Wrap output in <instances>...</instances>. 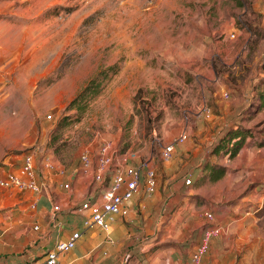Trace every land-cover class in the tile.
Instances as JSON below:
<instances>
[{
	"label": "rangeland",
	"instance_id": "374dc122",
	"mask_svg": "<svg viewBox=\"0 0 264 264\" xmlns=\"http://www.w3.org/2000/svg\"><path fill=\"white\" fill-rule=\"evenodd\" d=\"M98 73L87 105L67 109ZM261 93L264 0H0V165L36 153L83 170L82 155L96 164L108 144L114 161L148 162L162 194L180 180L193 187L186 179L198 163L231 166L235 186L195 188L198 206L214 216L223 205L256 210L264 235L262 197L238 169L264 147ZM228 128L246 133L233 156V141H221ZM182 135L169 169L162 150ZM249 221L218 242L247 245Z\"/></svg>",
	"mask_w": 264,
	"mask_h": 264
},
{
	"label": "crops",
	"instance_id": "0c3cea01",
	"mask_svg": "<svg viewBox=\"0 0 264 264\" xmlns=\"http://www.w3.org/2000/svg\"><path fill=\"white\" fill-rule=\"evenodd\" d=\"M226 118L223 114L220 117L224 121L219 133L227 129ZM207 145L211 146V143ZM263 150L264 147L259 148L256 153H252L255 155H251L249 161L238 166L241 169L239 174L243 175L247 170L251 195H261L262 198H258L256 203L259 207L264 205V192L260 193V189H264ZM37 155L35 153L37 180L44 185L41 193L0 186V264L41 261L58 241L68 239L75 230H80L82 236L74 249L60 255L59 264H192L193 255L203 240L206 228L220 226L222 232L227 229L225 231L228 233L235 222H246L247 219L252 225L243 226L245 234L249 236L247 245L224 246L216 236L217 239H212L200 264H264V235H261V227L257 229L254 225L261 220L256 210L243 211L240 210L242 207L223 205L222 208L218 207L221 211L210 221L205 218L209 208L202 204L198 206L199 195L195 188L220 181L235 186L237 178L231 166H227L229 170L222 178L210 181L204 177L215 163L210 167L198 163L187 176L193 187L185 186V181L180 180L169 194H162L161 181L158 189L151 194L143 186L140 187L128 202L129 213L119 215L110 230L104 231L84 227L83 216L86 212H81L79 207L86 197L91 196L100 201L101 190L111 183L112 173L109 172L106 181L101 184L95 181L93 175L97 163L89 170H82L77 165L65 166L51 156L42 160ZM23 158L19 155L5 158L0 165V177L8 171L17 170ZM123 162L129 166H141L138 160L129 156H125ZM164 162L170 169V161ZM151 165L157 168L159 176L158 163L153 162ZM57 204L61 207L59 211L54 210ZM231 216L233 220L228 222ZM225 224L227 228H224ZM240 239L244 240V236ZM224 252L228 254L226 259Z\"/></svg>",
	"mask_w": 264,
	"mask_h": 264
},
{
	"label": "built area",
	"instance_id": "2783aa9c",
	"mask_svg": "<svg viewBox=\"0 0 264 264\" xmlns=\"http://www.w3.org/2000/svg\"><path fill=\"white\" fill-rule=\"evenodd\" d=\"M225 96H227V93H225ZM184 139L185 136L182 135L177 141L166 145L162 150L163 160H171L176 144L183 142ZM93 164L90 155H82L83 169L89 170L93 167ZM36 169L35 154L28 153L24 156L22 165L17 170L8 171L0 177V186L41 193L44 185L38 182ZM109 172L112 173L111 183L102 188L100 201L94 200L91 196L86 197L79 207L81 212H86L83 216V225L86 228H99L109 231L112 223L119 215L125 216L129 213L128 202L135 196L140 187L143 186L146 192L150 194L155 192L158 187L155 170L148 162L141 166H129L124 162L114 161V157L110 153V146L105 144L99 150L94 170L95 181L103 184ZM186 182L191 183V179L187 178ZM60 209V205L54 206L55 211ZM205 215L210 221L215 218L212 212H206ZM221 233L222 228L220 226H210L205 229L203 240L197 252L193 255L192 264L201 263L202 257L210 248L212 239ZM81 236L80 230L73 231L68 239L58 241L55 247L48 251L43 260L30 264H59L60 255L74 249Z\"/></svg>",
	"mask_w": 264,
	"mask_h": 264
},
{
	"label": "trees",
	"instance_id": "16d2710c",
	"mask_svg": "<svg viewBox=\"0 0 264 264\" xmlns=\"http://www.w3.org/2000/svg\"><path fill=\"white\" fill-rule=\"evenodd\" d=\"M99 73L90 79L88 84L84 86L77 94L76 96L70 101V103L67 106V109H73V108H84L86 104V99L87 97L91 94L94 95L98 92V78H99ZM259 108H264V93L260 94V105ZM230 138L229 142L233 141V148L231 150V155L237 154L238 150L240 147L243 145L246 139V133L241 131V129L232 131V128H229L227 133H225L224 137L221 139ZM236 139V140H235ZM226 141V140H225ZM224 141V142H225ZM225 144V143H224ZM228 169L223 166H219L218 164L212 165L211 169L209 172L205 175L204 179L209 178L210 181H217L220 178H222Z\"/></svg>",
	"mask_w": 264,
	"mask_h": 264
}]
</instances>
